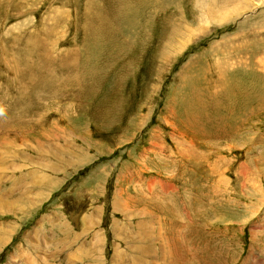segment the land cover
<instances>
[{
  "label": "rangeland",
  "instance_id": "rangeland-1",
  "mask_svg": "<svg viewBox=\"0 0 264 264\" xmlns=\"http://www.w3.org/2000/svg\"><path fill=\"white\" fill-rule=\"evenodd\" d=\"M0 106V264L259 263L264 0H0Z\"/></svg>",
  "mask_w": 264,
  "mask_h": 264
},
{
  "label": "bare ground",
  "instance_id": "bare-ground-1",
  "mask_svg": "<svg viewBox=\"0 0 264 264\" xmlns=\"http://www.w3.org/2000/svg\"><path fill=\"white\" fill-rule=\"evenodd\" d=\"M47 177H51V175H48ZM52 184H54L53 182H52ZM55 185V184H54ZM50 186V183H49V181H47V183L44 185V187H49ZM115 201H114V205H115V209H116V207H117V204L119 203L118 201H117V198H115L114 199ZM120 204V203H119ZM119 206V205H118ZM121 206V205H120ZM116 213V212H115ZM96 219V218H95ZM7 230H9V228H6ZM6 239H7V236H6V234H4L2 237H0V246H2L4 243H5V241H6ZM95 246L97 247V246H99V244L97 243V244H95ZM36 252V251H35ZM22 256H23V254H21ZM20 255V256H21ZM82 255H84V253H82ZM38 262V261H37ZM36 262V263H37Z\"/></svg>",
  "mask_w": 264,
  "mask_h": 264
},
{
  "label": "built area",
  "instance_id": "built-area-1",
  "mask_svg": "<svg viewBox=\"0 0 264 264\" xmlns=\"http://www.w3.org/2000/svg\"><path fill=\"white\" fill-rule=\"evenodd\" d=\"M256 260L260 263L262 261V259H264V252H260L258 254H254ZM240 264H244V262L240 263Z\"/></svg>",
  "mask_w": 264,
  "mask_h": 264
},
{
  "label": "clouds",
  "instance_id": "clouds-1",
  "mask_svg": "<svg viewBox=\"0 0 264 264\" xmlns=\"http://www.w3.org/2000/svg\"><path fill=\"white\" fill-rule=\"evenodd\" d=\"M6 116V108L4 106H0V118Z\"/></svg>",
  "mask_w": 264,
  "mask_h": 264
},
{
  "label": "crops",
  "instance_id": "crops-1",
  "mask_svg": "<svg viewBox=\"0 0 264 264\" xmlns=\"http://www.w3.org/2000/svg\"><path fill=\"white\" fill-rule=\"evenodd\" d=\"M249 255H251V254H249ZM249 255H248V256H249ZM248 256L246 255V257H245V259H244V264H245V261L247 262L246 259H247ZM258 264H264V259H262V261H261L260 263H258Z\"/></svg>",
  "mask_w": 264,
  "mask_h": 264
}]
</instances>
